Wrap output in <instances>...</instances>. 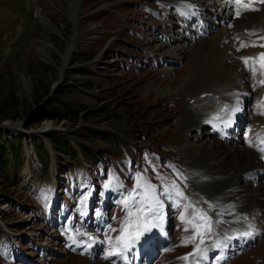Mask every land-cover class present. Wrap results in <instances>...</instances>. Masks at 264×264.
<instances>
[{
    "label": "rangeland",
    "instance_id": "1",
    "mask_svg": "<svg viewBox=\"0 0 264 264\" xmlns=\"http://www.w3.org/2000/svg\"><path fill=\"white\" fill-rule=\"evenodd\" d=\"M76 1L77 0H0V81L2 82V88L4 89L2 103L6 102V100H8L12 94L14 96H17L19 100L17 109L19 116L14 120H3L2 122H0V125L6 121L23 123L20 131L0 129V132L3 131L9 137H16L21 134L20 136L26 138L29 143H31V140H35L36 143L39 144L40 141H43L46 135L54 132L50 131L42 134H35L34 136L23 135L22 132L29 133L30 131L40 129V127L44 125L46 129L55 128L57 130L59 129L64 131H56V133L58 134L74 133L79 137L90 135L88 136L89 141L91 143H97L98 145L96 146V150L100 151L101 149L105 148L109 149V151H111L112 153L119 152V149L123 151V153L118 154L113 158L112 164L122 165V168H120V170L122 171L123 175L126 176L124 178L127 180V164L126 160L122 158L123 156L127 158V147L123 146L122 139L124 138L126 145L128 144L132 147H136L138 145L144 146L142 143L139 144V141L141 140H135L136 138L140 137L139 133L153 129L152 126H154L155 124L159 125L156 122L157 120H159V123H162V125L166 127L168 122L172 123L173 119H171V117H173L177 112L176 107H170L168 105L161 104H166V102L172 101L173 103H179V107L181 108L182 100L177 95L169 98H164L163 95L159 94L156 98L162 103L159 104L156 102V105L153 106L145 116L148 121L139 124V126H133V123L129 124L127 122V109L129 107H132V113L137 109L146 110L151 103L149 101H141V98H146V96H148V94L150 93L151 96L152 94H158L151 91L153 89V86L170 85L172 87H175L180 84L179 87H181L190 77V65H192V61L194 60V58L199 59L201 62H205L207 60L205 62L206 64L204 63L203 69H199L198 71V75L204 76L206 74V71L204 70H208V68L210 69V63L212 64H210L211 68L216 67L217 65L215 62V55L213 53L215 49L210 45L202 44L201 48H196L197 51L194 50V48L196 47L195 46L193 47V49L188 50V54H183L180 49L172 52V48H161L162 51H158V53L161 56L162 60L170 61L173 60V56H175L176 54H180L181 59L177 62V64L174 65L175 73L170 74L169 78L166 77L168 76L169 67L161 66V63L157 61L158 66L162 71L157 70L156 75H154L155 72L148 73V71H146V76L141 81L145 85L144 88H142V84L136 85V83H138L143 76L140 78V75L132 71L130 68L126 67L125 69L124 66L127 64V62H121L120 69L116 67L115 64L118 60V56L115 57V54L118 53V55H121L123 57H129V55H132L131 53L134 52L133 50L129 49L132 47L128 46V44L137 41V39L132 35V31L139 30L140 26L136 25L135 23L142 24L143 26L141 30V37L143 35L145 41L141 39L139 43L147 45V47L151 48L155 52H157V50L160 48L158 42L151 40L155 38V33L153 35L152 32L149 31L148 26H146V24L149 25L153 22L149 19H145L139 16L145 14L146 12L138 7L123 6L116 8L119 13L115 11H108L107 13H103L105 12L103 11L98 12L100 16L96 17L93 16L95 14H91L93 10H97L108 5L109 3L117 2L120 0H79L78 11H75L74 5L76 4ZM38 11L43 12L45 17L57 29L58 34L53 33L46 28L44 23L40 20V18H38ZM33 15H35V17ZM126 15H129L131 17L135 16L133 18H137V21L135 23L127 21ZM167 19L168 18L166 17V20ZM74 38L76 40V44L73 48L72 53L70 54L69 59L67 60L66 57L69 54L70 49L72 48L71 44ZM44 44L48 45L49 47H44ZM42 49H45L48 52L50 58L45 59L42 56ZM79 49L87 54L96 56V58L94 59L96 62L90 63L89 67L92 68L93 71L97 70V68H103L101 69V71H99L98 74H96L95 72H90L87 76L70 75L69 69L73 68H70L72 57H74V54ZM122 50H125V53L127 55H123L121 53ZM194 51L198 53H195ZM138 56H135V58L139 59ZM66 60L67 62L65 64V67L60 73V70H58V68H60L63 65V62ZM148 60L149 62L146 64L147 67L150 65V63H152L151 59ZM157 62L156 60L155 62H153L154 66ZM45 68L48 69L45 70ZM246 71L247 73L245 75H247V77L249 78L251 72L249 71V69ZM143 75H145V73ZM163 76H165V79L160 80L159 78H162ZM153 78H157L156 82H149ZM87 80L91 82V89L82 91V94H80L78 97H74L73 99L77 103L90 108H93V106L96 104L101 105L102 103H104L103 101L106 100V104H114L113 106H116L117 110L113 113L114 115L123 113L120 118L111 119V114H108V116L104 115L102 117L94 119L91 118L93 120L88 122H84L82 119L74 123H69L66 120H63L61 122H56L55 120H44L42 122H38L40 110L44 107L45 103L53 98L56 90L65 85L66 81L68 83H75V85H73L72 92L74 89L76 92H79V90L83 89L82 87H84L80 84H85ZM183 80L184 82L182 83ZM249 80L250 83L248 85V88L256 93V81H254L251 77ZM39 82H43L45 87L48 88L47 95L44 93V90L41 94L38 93L39 91L37 92V89L39 88ZM196 82H201V78H197ZM226 82L227 81L225 80L222 81L224 85H226ZM204 86V89L208 87V85ZM223 88L220 91L221 93L223 92V95L220 98L222 100L226 97V92L224 91L226 87L224 86ZM173 90L175 89L171 87L161 89V91H163L166 95ZM176 90L181 91L182 89ZM201 90H203V88ZM258 92L256 94H258ZM193 93L195 92L190 91L191 95ZM133 96L135 97L133 98ZM250 97L247 98L245 110H248L252 103ZM39 98L40 100H37ZM100 99L102 101L101 104ZM136 102L137 105H140V107L137 106L139 108L134 109L135 105H132V103ZM179 112L181 114L176 116L174 118V121L183 117L185 108L180 109ZM262 118H264V110H261V113L255 116V123L251 125V134L257 133L260 130ZM146 119H143V121H145ZM184 121L186 120H183L182 123ZM182 123H179V125H181ZM262 123L264 124V122ZM172 125H174L172 128L173 136L171 135V139H173V141H171L169 145V143H167L170 141L169 137L166 140V143H163V145L164 147H167L168 145L170 152H177V154L175 155L177 157V161L179 159V162L177 163L176 160H173V162L182 179L180 184L181 187L185 188L187 183L191 184L192 178L201 179L200 174L194 175L185 166V156L183 152H180L179 150V148L184 149L185 145L192 148V150L196 149L199 151V153H202L201 156L197 158L201 163V166H209V162L211 160L209 150L211 148L212 152L216 154V160L225 162L228 161L232 162V164L236 163L242 167L245 166L247 161L246 156L248 157L249 155V149L245 150L243 148L244 146H240L239 144L234 142H231V145H223L214 137L206 136V131H204L203 128L200 130V132L196 131L193 133L197 135V137L191 138L192 135L184 136L177 131L176 124ZM89 127H92L94 129L89 130ZM110 128L121 131V133L115 134L116 131L113 132L114 130ZM161 128L164 127L161 126ZM183 131L188 132V128ZM160 132L167 134V130L165 131L162 129L160 130ZM171 132L172 131L170 130L169 133ZM96 136L100 139L112 137L113 140L105 142L103 140H97ZM148 138L149 137H146V139ZM146 139H144L143 141H147ZM148 140L150 141V139ZM73 147L79 156L78 150L75 146ZM149 147L150 145L146 144V147L143 148ZM27 149L28 150H25L23 153L21 167L15 169L13 168L11 171L10 182L9 184H6L9 188L4 190L3 186L0 185V203L7 201V208H9L11 205L10 202H13L12 205L14 206V208H16V212L13 216L9 214L5 216L7 220H9L8 225L10 231L12 232H8V237L15 246V250L10 251V256L15 257L12 263L16 264L18 261H22V264H95L91 263L81 255L76 256L75 254H67L68 250L64 246L65 243L63 242V237L59 232H57L56 227L61 224V213L66 211L67 206H70V202H67L66 199L62 201L60 199V196H56V198L51 201V197H49V195L46 196V192L49 190L48 180L41 179L39 167L37 166V163L34 159L36 150H34L31 146L27 147ZM129 151L135 153V150L133 149H130ZM106 152L108 153V151ZM101 153L102 151H100V154L96 155L97 159L99 160H101L103 157ZM141 153L143 154L145 164H147V159L149 155H151V153L147 152L145 149H141L139 154ZM162 153H166L165 149H163ZM195 153L196 151L187 152V158H191L192 154ZM175 155L172 154L170 157L174 158ZM156 156L157 159L155 158V161L151 162L154 164V166L158 167V170H156V172H160V176L157 178H160L162 175L168 174L169 176L167 175L166 178H161L165 185H171L170 178L178 181L179 175L177 171L172 170L173 163L168 160L162 161L161 158H165L164 155L156 154ZM66 162L70 164V169L68 168L69 166ZM66 162L63 161V165L69 170H67V173L63 174L65 172V170L63 169V175L58 174L59 177L53 176L55 172L53 169V158L51 162L52 164L50 172L52 175V181L54 178H56L57 183H59V187H61L62 189L65 188L64 183H69L72 175L75 174L74 171L78 172V170L74 168L71 161L69 162L68 160H66ZM194 166H196V164H194ZM128 167L130 170H132L133 168L135 169L133 171L134 183L138 177L142 176L141 168L138 164H136L135 166L128 164ZM99 169L101 170L102 168ZM96 171H98V169H96ZM86 174L90 175V172L86 170ZM83 176L80 177V179H75L76 181H74V183L70 187H75L76 194L78 195H81L83 193V191L80 192L81 188L85 189L82 186L81 188H78L83 183ZM67 178L70 179H68L67 181ZM37 181H39L41 185L44 184L45 186L42 187L40 185V187L37 188L35 186V183ZM108 182L118 191L116 192L117 198L115 199L114 196L116 194L112 195L111 198V200L114 201V203L117 204L118 207L122 206L125 199H129L132 202V199L130 198L131 194L128 193L127 190H119L120 183L116 179L112 166L111 171L108 172ZM246 187L248 188L247 190H250L253 187H258V194L260 195L258 205L261 206L260 215L261 217H263L264 177H258V179L256 180V186H252V183H249V181L248 183L246 182ZM221 188L223 187L220 184H216L210 189L206 188V194L209 195L210 199H208L207 195L204 194L206 196L205 201L215 203L218 199L223 200L224 197L222 192L220 190H216ZM55 191L57 190L53 185V192ZM111 193L105 194V201H108L109 195ZM82 196L84 197V202H86L87 197H85V195ZM72 201L75 204V208L77 207V209H79L80 203L76 202L74 196L72 197ZM25 202L29 205L26 206L24 204ZM62 203H64V206H61ZM86 203H88V201ZM89 203L91 206H95L96 209L101 210L99 211V218L102 219L103 216H105V211L104 209H102L100 199L94 198ZM175 205H177V203H175L174 206ZM242 205L243 202L239 204V206ZM235 208H237V205ZM43 209H45V219H42V217L37 218V214L41 213V210ZM73 213L75 212L73 211ZM223 215L225 216V218H233V214L230 212L223 213ZM95 216L98 217L97 213L95 214ZM171 216V213H169L168 217ZM71 220L72 218L66 219L65 223L67 226L69 225V223H71ZM260 220L261 222H264V218H260ZM221 221L225 224L226 229L229 221L225 219ZM119 222L120 218H118L117 214L116 217L113 216V218H110V222L105 228V238L109 246H112L116 242V231H112V229H117ZM184 228L185 224L180 225V230L177 232L176 240H173V243L176 244V247H170L171 251H175L177 253L160 254L159 251L161 243L155 242L153 244L152 252L149 254V264H164L168 259L173 261L171 264H180L182 262L181 258L183 257L185 252H178L181 250V244L178 243V239H180L181 236L184 237ZM109 237H111V243L108 240ZM196 242H199V239H197ZM189 247L191 246L189 245ZM8 248H10V245L7 248H3L0 245V258L2 255L1 253H3L5 250H8ZM99 256L100 254L95 256L97 259V263L104 264V260L98 259ZM230 264H264V233L255 246L245 251L242 255L234 258Z\"/></svg>",
    "mask_w": 264,
    "mask_h": 264
},
{
    "label": "bare ground",
    "instance_id": "2",
    "mask_svg": "<svg viewBox=\"0 0 264 264\" xmlns=\"http://www.w3.org/2000/svg\"><path fill=\"white\" fill-rule=\"evenodd\" d=\"M78 1L79 0H77L76 4L74 5L75 11H78V8H79ZM174 1L181 3L184 0H174ZM204 1L207 4L204 16L206 17L209 23V32H210L209 35H207L205 32H202V35L206 37L205 40H198L192 45L181 46L179 49L183 54L185 53L188 54L187 53L188 50L193 49V47L195 46L196 47L194 48V50H196L197 47L201 48L202 44L210 45L215 49L213 53L215 55L214 57H215V62L217 65L216 67L211 68L212 64L210 63L211 64V65L209 64L210 69L208 68V70H204L206 71V74L204 76L203 75L201 76V75H198V71L199 69H203L204 63L207 60L205 62H201L199 59L194 58V60L192 61L193 62L192 65H190V69H191L190 77L182 85L183 88L181 86L182 90L181 91L173 90L167 93V95L177 93L182 96H185V95L190 96L191 95L190 91L195 92L191 96H197L198 94L205 93L204 98H198L192 104H190V102L187 100L184 101L185 105L189 109V112L187 113V116L184 119L186 121H184L183 123L182 121L179 122V123H182L181 125H179L181 129L180 131H183L186 128H188V132H193L196 128L197 123L202 122V121H208L213 126L214 125L218 126L219 129L223 131V133L226 134L229 129L234 127V124L239 123L238 119L236 120V117L242 115V106H243L242 102L244 101L243 96L245 94L249 95L250 93V91L248 90L246 86V82L244 81L245 77L243 76L244 72L242 70L243 66H242L241 57L242 56H256L258 53L264 51V48H261L258 46L254 48L249 47L247 48L246 51H244L243 54L238 55V53L234 52V49L237 48L234 42L237 41L238 45L240 46V42L236 39L237 37H239L240 40H243L245 43H248L252 40H256L257 45L264 44V39H260L261 36H264V3H261L260 0H252V2L255 5V9L258 8L259 11L250 13L249 17L240 25V24H236L235 21L240 19L243 12H241V15L239 17L236 16L235 0H204ZM185 2L187 3L188 0H185ZM201 2L203 3V0H201ZM245 2H247V0H245ZM38 18H40V20L44 23L47 29H49L53 33L58 34L57 29L45 17L43 12L38 11ZM234 32H236L235 35H234ZM247 33H254V35L249 36L247 35ZM255 37H259V40L255 39ZM43 46L49 47L48 45H45V44ZM196 51L194 52L198 53ZM41 54L45 59L50 58L48 52L45 49L41 50ZM211 61H214V60H211ZM199 77L201 78V82L197 83L196 79ZM253 78L255 79L257 86L259 87V90H258L259 92L258 94L255 95V102L257 105L256 107H258V105H260L259 99H260L261 93L264 90V86H259V80L264 79V77H261L258 73L256 76H253ZM224 80L227 81L226 85L223 84L224 82L222 83V81ZM190 81L191 82L194 81L193 84L195 86L191 90L185 89L184 87L185 84H188V82ZM204 85H208V87L204 89L205 87ZM224 86L226 87L224 90L226 92L225 99L231 100L233 103V106L230 109L228 116L226 117L227 119L225 118V120L223 121L213 123L209 121V117L211 114V112L209 111H212L214 109L212 105L214 101L210 97V93L214 92L215 96H218L219 98H221L223 95V92L221 93L220 91ZM202 88L203 90H201ZM157 89L161 91V88H157ZM161 93L166 95L163 91H161ZM250 115L251 114L249 113V116ZM249 155H252V154H249ZM252 157L254 160H256L255 155H253ZM54 186H55V183H54ZM189 197H190L191 203H194L197 205L203 204L202 198L198 196L197 194H189ZM209 214L211 215L212 219L220 218V215L215 213L212 210H209ZM248 223L251 224L252 229H259L258 223L255 222L254 219L250 218V221ZM217 225L218 224H213L214 226L213 229L215 228V230H217L218 232ZM234 227L236 228L237 225H235ZM245 228H249V227H245ZM217 238L219 239L222 237L217 236ZM223 248L224 246L220 247L222 256H224V251H222ZM141 250H142V247L141 245H139L137 247V251L140 252ZM207 256L208 254L205 252L203 258L206 259Z\"/></svg>",
    "mask_w": 264,
    "mask_h": 264
},
{
    "label": "trees",
    "instance_id": "3",
    "mask_svg": "<svg viewBox=\"0 0 264 264\" xmlns=\"http://www.w3.org/2000/svg\"><path fill=\"white\" fill-rule=\"evenodd\" d=\"M94 57L95 55L87 54L83 52L81 49L77 50L76 53L74 54V57H72L70 68L72 67L73 68L69 69L70 75L87 76L88 73H90L91 71L88 69H84L78 65L87 63L92 59H94ZM46 69L48 68H45V70ZM0 83H1L0 84V122L6 119L14 120L19 116L17 112L19 100L17 96H14L12 94L11 97L8 100H6V102L2 103L4 89L2 88L1 81ZM90 84L91 82L87 80L85 84H80L84 86L82 87L83 89L79 90V92H76L74 89L72 92L73 85H75V83L73 82L68 83L66 81L65 85H63L61 88H58L53 98L50 99L47 103H45L44 107L40 110L38 122H42L44 120H55L56 122H61L63 120H66L69 123H74L79 121L80 119H82L84 122L85 121L88 122V121H92L94 118L102 117L104 115L108 116V114H111V119L120 118V116L123 113L119 115L113 114L117 110L116 106L108 105V104L105 105L96 104L93 106V108H90L81 105L80 103H77L73 99L74 97H78L80 94H82V91L90 90L91 89ZM38 87H39L37 89V92L39 91L38 93L41 94L44 90V93L47 95L48 88L45 87L43 82H39ZM40 98L37 100H40ZM137 108L138 107L135 106L134 109ZM150 109L151 108H147L146 110L137 109L135 112L132 113V107H129L127 109V122L129 124L133 123L135 126H138L139 124L148 121V119H146L145 116L148 114ZM143 119L146 120L143 121ZM44 139H46L51 144L52 149L55 152L56 165L58 166L59 171H62L64 169V165L62 164L63 161L62 159H65V161L68 160L69 162L71 161L72 163H74V165H77L78 168H81L80 158L66 136L59 135L56 133H50L46 135ZM78 140L85 141L92 146L97 145V143H91L88 139V136L78 138ZM24 141H26L27 144H29L27 139L21 136L9 137L3 131L0 132V185L3 186L4 190L9 188L7 187L6 184H9L10 182V175L12 169L21 167L22 156L24 151ZM103 141L107 142L109 141V139L108 140L104 139ZM32 143L34 144V148L42 163L41 175L44 180H48V166L50 160L48 151L43 141H40L39 145L36 143L35 140L32 141ZM77 147L80 151L81 156L84 157V159L88 163L90 164L97 163L98 159L96 155L99 154L97 151L91 150L90 147L85 146L81 142L77 143ZM118 151H119L117 152L118 154L122 153L120 149ZM15 212H16L15 210H12L9 213V215L13 216ZM2 237L3 234L2 231L0 230V240Z\"/></svg>",
    "mask_w": 264,
    "mask_h": 264
},
{
    "label": "snow or ice",
    "instance_id": "4",
    "mask_svg": "<svg viewBox=\"0 0 264 264\" xmlns=\"http://www.w3.org/2000/svg\"><path fill=\"white\" fill-rule=\"evenodd\" d=\"M261 3H264V0H260ZM236 4V16L239 17L241 12L244 10H256L255 5L252 0H235ZM247 35L251 36L254 33H247ZM240 42V47L237 49L239 51L242 48L246 47H261L264 48V44L257 45L255 42L245 43L243 40H240L239 37L236 38ZM260 39H264V36H261ZM241 60L245 64L246 67H249L250 72L253 76H256L258 73L261 77H264V51L258 53L256 56H242ZM258 65V66H257ZM259 83L264 85V79H260ZM264 108V101L261 102L260 105ZM227 108V106H225ZM218 118V117H217ZM257 140L260 144H264V134L257 133ZM249 144H252V141H249ZM260 151L264 152V148H261ZM157 186L152 184L145 177L140 176L137 178L136 188L132 191V196L130 197L132 200H136L137 197L140 198L141 206L137 207V211L135 213V219L133 220V212L128 211L124 220L122 221L121 228L119 229L120 235L116 236V244L113 248V251L109 252L108 255L120 254L134 246V242L137 241L140 236L144 235V233L148 232L151 228L156 227L153 223L152 219H148V214L155 213L159 215L158 210L162 207V201L159 199V194L156 191ZM162 194L166 195L169 200H172L176 197L181 199H186L184 191L180 188L175 181L171 183V185H162ZM144 201H147V205H144ZM125 208H128L129 200L125 199L123 201ZM177 206H179V201L177 200ZM213 205H209V208H212ZM191 208L192 212L190 214L191 218L186 222L191 227V236L185 240V243H193L197 239H199V243H194L193 252L187 254L181 259L187 260L190 256L192 257H200L203 258L206 249L202 248V245L205 243L206 238H210L213 233V224L221 223L222 221H213L212 217L208 216L207 212H205L201 208H197L195 205L188 204L185 206V213H181V220H185L187 209ZM243 219H247L244 217ZM249 227H251L249 225ZM188 229H186L187 231ZM112 231H116V229H112ZM238 235L244 237H251L254 235L252 231H245L239 233ZM90 239H92L90 237ZM228 239V237H226ZM111 243V237L108 238ZM214 248L221 247V241L216 240L212 245Z\"/></svg>",
    "mask_w": 264,
    "mask_h": 264
},
{
    "label": "water",
    "instance_id": "5",
    "mask_svg": "<svg viewBox=\"0 0 264 264\" xmlns=\"http://www.w3.org/2000/svg\"><path fill=\"white\" fill-rule=\"evenodd\" d=\"M36 12V11H35ZM34 17H35V15H33ZM75 44H76V40H75V38L72 40V48L70 49V52H69V54L67 55V60L69 59V57H70V54L72 53V51H73V48H74V46H75ZM67 60L66 61H64L63 62V65L60 67V68H58V70H60V73L63 71V69H64V67H65V64H66V62H67ZM42 105V104H41ZM23 126V123H17V122H12V121H6V122H4V123H2L1 125H0V129H4V130H6V129H8V130H12V131H20V128ZM50 129V128H49ZM49 129H46L45 127H44V125H42L41 127H40V129H37V130H35V131H30L29 133L28 132H22V134L23 135H32V136H34L35 134H42V133H46V132H48L49 131ZM94 128H92V127H89V130H93ZM50 131H54V129H50ZM21 135V134H20Z\"/></svg>",
    "mask_w": 264,
    "mask_h": 264
}]
</instances>
